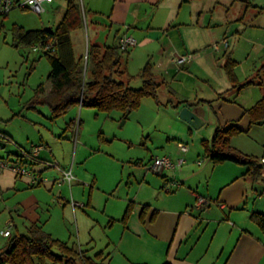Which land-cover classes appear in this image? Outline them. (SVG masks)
<instances>
[{"label": "crops", "instance_id": "0c3cea01", "mask_svg": "<svg viewBox=\"0 0 264 264\" xmlns=\"http://www.w3.org/2000/svg\"><path fill=\"white\" fill-rule=\"evenodd\" d=\"M83 1L89 14L86 19L91 40L102 52L106 47L118 46L123 36L137 41V46L121 60V80L138 78L125 83L131 88H140L141 73L150 65L160 84L158 101L144 100L152 99L155 106L170 112L174 119L188 107L204 124L198 131L189 125H182L180 133L172 128L177 134L169 137L162 151L150 159V163L163 156H170L174 162L181 158L186 160L182 167L165 170L156 179L160 191L172 194L175 189L176 194H161L156 201H129L122 217L113 214L107 217L106 227L111 234L100 250L96 251L98 246L91 234L99 222L81 215H78L75 233H69L71 239L76 236L78 243L64 241L48 224L33 223L27 232L32 227L40 228L53 239L82 250L91 258L102 253L104 264H264V234L251 219L252 214H264V163L261 162L264 122L252 124L247 114L264 94L259 86L239 88L264 64V48L260 52V24L255 27L244 23L241 12L229 13V17L224 12L217 13L215 4H224L219 0ZM65 4L67 9V0ZM82 30L71 33L77 58H84L76 49V45L83 42V35L80 40H75L74 35L77 38V34H83ZM224 39L228 47L222 44ZM250 44L255 47L251 48ZM215 45L219 49L216 50ZM88 50L89 45L87 57ZM255 53L256 61L253 60ZM189 54L193 55L190 63L178 66L174 62L177 57ZM144 100L136 111L141 110ZM42 106L50 109L45 103ZM83 108L88 107L75 106L68 113ZM73 126L74 119L68 123L67 131ZM232 126L240 128L242 133L231 140V146L258 160L261 179L248 175L247 166L231 162L217 165L207 156L216 130ZM188 128L191 139L183 132ZM180 144L191 147L183 153ZM43 161L49 163V160ZM11 176L18 179L13 172ZM160 178L162 181H158ZM170 183H178V186L168 190ZM54 184L48 185L50 192ZM15 186L20 184L15 182ZM69 207L63 205L64 215L72 212L76 215Z\"/></svg>", "mask_w": 264, "mask_h": 264}, {"label": "rangeland", "instance_id": "374dc122", "mask_svg": "<svg viewBox=\"0 0 264 264\" xmlns=\"http://www.w3.org/2000/svg\"><path fill=\"white\" fill-rule=\"evenodd\" d=\"M76 1L81 7L84 25L83 34H77L79 38L74 35V38L80 40L83 35V42L76 45V49L83 53L86 62L87 45H93L86 19L89 14L84 1ZM219 2L230 6L225 8L224 4H215L217 13L224 12L229 17V13L241 12L244 23L255 27L260 24L261 52L264 48V0ZM65 3L66 0H56L42 15L15 9L1 20L3 24L0 21V162L7 166L0 173V176L4 175L0 177V249L9 240L3 236L5 231L10 228L11 235L24 233L33 223L48 224L64 241L78 243L76 236L71 239L69 233H75L78 215H81L99 222L91 232L98 251L111 234L106 227L107 217L112 214L122 217L129 201H156L161 194H176L175 189L172 194L160 191L156 179L161 175L149 172L147 167L150 159L167 145L168 138L177 134L171 129L179 131L182 125H188L179 114L174 119L170 112L155 106L152 99H146L141 110L127 118L120 112L99 113L92 108H83L53 121L51 109L32 102L40 85L50 84L49 58L40 45L17 42L13 28L20 25L27 30L56 29L63 18ZM32 47H38L40 51L33 52ZM254 55L256 61L258 57L256 53ZM136 79H125V82ZM72 119L74 126L67 131ZM183 132L191 139L189 128ZM39 146H43V152L38 155L40 157H34V150ZM43 160L56 163L62 169L73 168L75 180L71 191L67 184L58 185L61 173ZM14 165H23L49 183L33 187L28 178L18 176L15 179L9 170ZM158 181H162L161 178ZM15 182L20 186L16 187ZM53 182L54 190L50 192L48 185ZM89 199L90 206H87ZM71 201L79 204L74 209L76 215L74 212L64 215L62 207L65 204L73 211Z\"/></svg>", "mask_w": 264, "mask_h": 264}, {"label": "trees", "instance_id": "16d2710c", "mask_svg": "<svg viewBox=\"0 0 264 264\" xmlns=\"http://www.w3.org/2000/svg\"><path fill=\"white\" fill-rule=\"evenodd\" d=\"M83 25L80 5L76 0H67L66 12L56 29L27 31L14 26V35L20 44L54 45L51 51L43 52L50 62V84L40 85L34 103L49 105L52 119L56 120L75 106L105 113L121 112L127 118L139 109L145 98L158 101L160 84L150 65L141 73L140 88H131L121 80L119 66L128 51H122L119 45L106 47L102 52L100 46L90 43L87 62L75 56L71 33ZM231 77L234 78L233 75ZM247 86H259L264 94V64L250 81L239 88ZM247 114L252 124L264 122V96L247 110ZM241 133L237 126L218 128L211 146L207 148V156L217 165L231 162L247 166L248 175L261 179L262 168L258 160L231 146V140ZM251 219L264 234V214H252ZM8 238V244L0 250V264H104L102 253L91 258L86 252L53 239L37 227L30 228L26 234L18 233Z\"/></svg>", "mask_w": 264, "mask_h": 264}, {"label": "built area", "instance_id": "2783aa9c", "mask_svg": "<svg viewBox=\"0 0 264 264\" xmlns=\"http://www.w3.org/2000/svg\"><path fill=\"white\" fill-rule=\"evenodd\" d=\"M55 1L56 0H0V19H4L5 17L9 16L11 12L15 9H21L23 11L29 10L38 15H42L47 11V7L54 4ZM222 44L225 47L229 46L227 39H224L222 41ZM136 46L137 41L133 37L123 36L119 40V47L122 51H129L130 49L135 48ZM53 48V44H47L41 47V50L43 52H47L51 51ZM32 49L33 52L40 51L38 47H32ZM215 49H219V46L215 45ZM192 60L193 55L189 54L177 57L174 62L178 66H181L190 63ZM179 148L183 153H187L189 151L188 146L184 144H180ZM41 150L42 147H37L36 150H34V157H37ZM261 162L264 163V158L261 160ZM185 163L186 160L184 158H181L177 160V162H174L170 156L157 157L151 163H149L147 170L149 172H152L153 174L162 175L165 170H175L177 168L182 167ZM49 166L52 168H56L61 173V179L58 180V185L61 186L63 184H67L71 189L72 183L75 180L72 168L69 170L62 169L58 164L50 162ZM6 168L7 166L0 162V173ZM9 170H11L19 177L28 178L30 184L33 187H39L49 182L47 179H43L42 177L37 176L33 172H29L26 168L23 167V165H14L10 167ZM175 186H178V183H170L168 190H171ZM71 206L73 207V209H75L76 207H79V204L75 203L74 201H71ZM3 236L6 238L10 237L11 229L9 228L7 231H5Z\"/></svg>", "mask_w": 264, "mask_h": 264}, {"label": "water", "instance_id": "95a60500", "mask_svg": "<svg viewBox=\"0 0 264 264\" xmlns=\"http://www.w3.org/2000/svg\"><path fill=\"white\" fill-rule=\"evenodd\" d=\"M240 1L247 2V0ZM179 118L196 131L200 130L204 124V121L201 119V117L188 107L183 108L180 111Z\"/></svg>", "mask_w": 264, "mask_h": 264}]
</instances>
